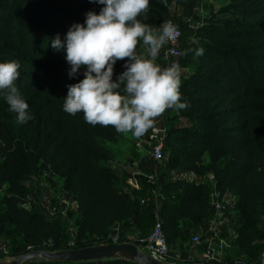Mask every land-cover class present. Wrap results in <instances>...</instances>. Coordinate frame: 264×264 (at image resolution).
Returning a JSON list of instances; mask_svg holds the SVG:
<instances>
[{
	"label": "trees",
	"instance_id": "16d2710c",
	"mask_svg": "<svg viewBox=\"0 0 264 264\" xmlns=\"http://www.w3.org/2000/svg\"><path fill=\"white\" fill-rule=\"evenodd\" d=\"M199 1L150 0L147 13L139 17L155 29L171 20L182 31L181 55L183 45L193 50L184 58L186 66L179 63L181 71L187 70L181 73L180 92L188 107L179 109L186 123L173 126L165 138L177 146L167 168L201 179L212 175L218 191L236 198L237 239L232 246L250 259L263 236L258 226L264 214V0H227L220 12L202 16L190 40L184 32L191 25H181L172 8L197 22ZM103 7L92 0H0V63H19L15 84L32 117L17 123L0 93V192L5 189L0 223L23 235L18 257L28 247L48 252L91 247L85 242L106 236L114 224L140 219L141 200L154 198L147 188L124 190L115 172L98 165L109 159L100 142L116 144L123 134L88 124L82 113L63 111L68 85L82 80L84 69L70 78L66 53L53 49L52 39L59 35L64 41L73 24L85 23L89 11L99 14ZM200 48L203 55L197 56ZM143 50L140 43L137 51ZM126 62H116L114 80L126 70ZM40 173L48 181L63 178L65 198L77 205V214H69L76 229L74 248L69 247L66 222L50 220L38 204L32 211L21 204L35 197L24 180ZM162 188L159 213L167 243H185L191 230L211 217V185L176 179ZM137 226L144 227L141 219ZM110 263L137 264L120 257Z\"/></svg>",
	"mask_w": 264,
	"mask_h": 264
},
{
	"label": "clouds",
	"instance_id": "9594fccd",
	"mask_svg": "<svg viewBox=\"0 0 264 264\" xmlns=\"http://www.w3.org/2000/svg\"><path fill=\"white\" fill-rule=\"evenodd\" d=\"M92 2L104 5L99 14L89 11L85 23L73 24L64 41L57 35L51 42L53 49L66 53L70 78L84 69V78L68 85L63 111L70 116L82 113L92 126L113 127L118 133L140 137L166 110L188 107L181 100L179 64L161 67L156 63L163 46L175 39L176 27L171 20L159 29L141 22L139 17L147 13L150 0ZM141 41L147 55L137 51ZM188 51L193 50L183 54ZM203 51L200 48L195 54L201 56ZM119 60L127 61L126 70L114 80ZM19 68L16 61L0 63V93L17 123L24 124L32 117L15 84Z\"/></svg>",
	"mask_w": 264,
	"mask_h": 264
},
{
	"label": "built area",
	"instance_id": "2783aa9c",
	"mask_svg": "<svg viewBox=\"0 0 264 264\" xmlns=\"http://www.w3.org/2000/svg\"><path fill=\"white\" fill-rule=\"evenodd\" d=\"M177 34L175 39L169 41L166 44V50L164 52V57L166 60H177L181 56V38L182 31L180 28L176 27ZM153 135L155 137L151 153L152 157L156 162L161 165L166 164V155L164 153L165 150V137L166 131L160 129H154ZM188 176H196L193 173H183L180 179L191 180ZM197 177V176H196ZM211 182V193H210V208L212 211L211 217L208 220L206 227L201 228L199 233L192 237V250L200 248L202 252L193 256V253H189V255L184 259L186 262H190V264H264V244L260 256L257 261L252 262L247 260L246 258H232L228 256L227 251L231 248L233 240L237 239L236 234V224L237 218H234L230 214V210L235 209L236 206V198L230 193H221L217 190L216 184L214 182V177L210 175L208 177ZM36 204L35 197H29L22 206L31 211L34 205ZM37 205V204H36ZM38 205L44 208L46 215L50 220L56 221L61 220L66 223H70L71 220L69 214L71 212L77 211V205L65 198L63 194L60 199H51L48 196H45ZM227 230L228 236H224V232ZM71 240L69 243V247L74 248L76 246V229L73 227L69 230ZM120 229L116 228V233L114 235H110L108 238H96V242L93 246H101L107 244H120ZM87 242V241H86ZM85 242V243H86ZM0 248V263H4L6 261L1 260V256L7 255L6 246L3 244ZM92 246V247H93ZM139 247L144 252L146 256L150 259L159 262L160 264H166L167 259L170 255V247L167 243L166 237L163 232V226L160 219V216L157 217L153 230L151 234L139 241ZM28 253L33 252L32 247H28ZM179 259H181L179 257ZM93 264H111L110 262H101V261H93ZM76 264V263H73Z\"/></svg>",
	"mask_w": 264,
	"mask_h": 264
},
{
	"label": "crops",
	"instance_id": "0c3cea01",
	"mask_svg": "<svg viewBox=\"0 0 264 264\" xmlns=\"http://www.w3.org/2000/svg\"><path fill=\"white\" fill-rule=\"evenodd\" d=\"M156 63L161 67L164 66V63L161 61V57H157ZM184 122L186 123L183 118H180L179 109H168L161 116L156 118L153 127L148 129L140 137H135L131 133H128L126 135L123 134L116 144L100 142L101 146L107 151L109 159L100 161L98 165L101 168L110 169L117 174L118 186L122 187L126 191L131 190L140 192L147 188L150 190L151 196L152 191L154 193V198H147L146 201L145 199L141 200L142 205L147 202L146 206H144V212L140 217L142 223L144 224L142 229L137 226L140 220L139 218L133 219L128 223L123 222L120 224L124 225V227L121 226L122 233L128 237V241L124 242H138L147 234L148 227L151 225L153 226V223H155L157 217L160 216L159 211L161 207V201L164 199L162 187L164 184H167L169 181L173 180L171 177L174 175V172L168 171L167 164L161 165L152 157L151 145L155 139L153 130H164L166 131L167 136V133L173 126ZM182 175L183 173H178L177 179H180ZM188 177H190L191 180H194L195 182H201L202 180L196 176ZM63 194L64 191L62 195ZM235 216L237 217L238 215L236 214ZM206 224L204 226H199L198 232L201 228L206 227ZM116 225L117 224H114L113 227ZM224 236H228L227 230L224 232ZM234 241L235 240H233V242ZM138 248L140 250V247ZM194 252L196 254L201 253L202 249H194ZM227 254L229 256V250L227 251ZM244 256L247 257L245 254Z\"/></svg>",
	"mask_w": 264,
	"mask_h": 264
},
{
	"label": "rangeland",
	"instance_id": "374dc122",
	"mask_svg": "<svg viewBox=\"0 0 264 264\" xmlns=\"http://www.w3.org/2000/svg\"><path fill=\"white\" fill-rule=\"evenodd\" d=\"M227 0H200L199 4L197 5V9H196V19L198 20L197 22H192L189 19L185 18L182 16L181 12L179 10H177L176 8H172V11L175 12L178 16V20L179 23L181 25H191L189 28L187 27V31L184 32L187 36H189L190 40H192L194 33H193V29L195 27V25H197L200 21V19L202 18V16H209V11L212 10V13H218L220 12V9L222 6H224L226 4ZM213 6V8L211 7ZM176 27V25H174ZM159 29V28H158ZM183 43V41H182ZM193 43V42H191ZM141 46L144 48L143 50V54L147 55V50L145 48V46L143 45L142 41H141ZM187 45H183L182 49H183V53L187 50ZM166 44L163 46V48L160 50V53L158 55V58L161 57V61L162 63H164L163 67H167L172 63H181V66H186L187 64H185V57L186 55H181L179 59L177 60H166L164 57V52L166 50ZM160 56V57H159ZM182 74H186L187 70H183L181 71ZM152 148V145H151ZM177 146L173 143L168 144L165 142V155H166V164L168 163V158H169V154L173 149H176ZM179 172H174V175H172L171 179L176 180L177 179V174ZM202 182H206L209 183L211 185L210 179L207 178H203L201 180ZM24 183L27 185L29 192H33L35 193V201L36 204H38V202L40 203V201L43 200V198L45 196H48L51 199H60L63 193V183H64V179L63 178H56L54 177L53 179H50L49 181L47 180V176L43 173L37 174L35 176L32 177H28L24 180ZM5 194V189L3 191L0 192V210H2L5 205L3 202V196ZM171 194H175V193H171ZM145 201L147 200L146 198ZM27 200V199H26ZM24 200V201H26ZM24 201H21V204L24 203ZM147 203V202H146ZM146 203L144 204V206H146ZM32 211V209H31ZM230 214L231 216H233L234 218L236 217V211L235 209H231L230 210ZM160 215V214H159ZM237 218V217H236ZM122 223L117 224L115 227H113L109 233L102 237L101 239L104 240V238H108L110 235H114L116 233V228L120 229V239L119 242H124V241H128V237H126L123 233H122V228L121 225ZM74 226V220L70 223H66V227L68 228V233L71 227ZM154 227V223L153 226H149L148 230H147V234L144 236V239L147 238ZM3 228V229H1ZM258 230L260 232V235H263L260 238V247L257 251L256 254H254L252 257L247 258L244 256L243 253H241L239 250L235 249V246H231L229 250V256L232 258H246L249 260H252V262H255L258 260L260 253L262 251V247L264 244V214L262 216V222L259 224L258 226ZM112 231V232H111ZM199 232L196 229L191 230L190 236L188 237L187 241L185 243H181L179 241L174 242V243H169V247H170V255L169 258L167 259L166 264H190V262H186L184 259L189 255V253H193V256H197L200 253H195L194 250H192V237H194L195 235H197ZM70 236V233H69ZM71 238V236H70ZM0 239H1V243H0V248L2 247L1 245H5L6 246V251H7V255L5 256H1V260L2 261H6L4 263H11L13 262L15 259L18 258V256H16V252L17 249L20 246H24L25 240L23 235L18 232L14 226H9L7 224H1L0 223ZM143 239V238H142ZM68 241L69 238H68ZM96 242L95 238H90V240H88L84 245L85 246H93ZM125 243H129V242H125ZM139 244V241L137 242ZM67 244V243H66ZM87 248V247H86ZM141 253H144L141 249H140ZM1 253V250H0ZM179 257L181 259H179ZM198 257V256H197ZM113 259H104V260H100L101 262H111ZM58 261H50V260H46L43 258H37L34 260H30V261H25L22 264H63V263H55ZM93 264V263H92Z\"/></svg>",
	"mask_w": 264,
	"mask_h": 264
},
{
	"label": "water",
	"instance_id": "95a60500",
	"mask_svg": "<svg viewBox=\"0 0 264 264\" xmlns=\"http://www.w3.org/2000/svg\"><path fill=\"white\" fill-rule=\"evenodd\" d=\"M43 258L50 261L63 262H89L100 261L104 259L123 258L137 264H160L141 253L138 246L134 243L107 244L101 246L87 247L83 249L68 250L64 252H48L45 250H37L15 259L11 263L0 264H22L25 261Z\"/></svg>",
	"mask_w": 264,
	"mask_h": 264
},
{
	"label": "bare ground",
	"instance_id": "6f19581e",
	"mask_svg": "<svg viewBox=\"0 0 264 264\" xmlns=\"http://www.w3.org/2000/svg\"><path fill=\"white\" fill-rule=\"evenodd\" d=\"M112 232V231H111Z\"/></svg>",
	"mask_w": 264,
	"mask_h": 264
}]
</instances>
